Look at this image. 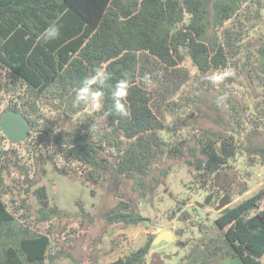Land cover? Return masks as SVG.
Returning a JSON list of instances; mask_svg holds the SVG:
<instances>
[{"label": "trees", "instance_id": "1", "mask_svg": "<svg viewBox=\"0 0 264 264\" xmlns=\"http://www.w3.org/2000/svg\"><path fill=\"white\" fill-rule=\"evenodd\" d=\"M263 8L264 0H0V93L13 92L21 101L11 100L5 110L29 118L25 141L40 146L38 158L44 164L52 162L61 174L89 185L91 193L107 184L117 192L129 180L143 196L152 194V181L160 179L155 170L166 157H189L204 183H212L236 161L246 116L232 106L230 119L222 117L217 130L199 120L206 117L204 108H211L213 98L238 89L241 76L258 80L264 89V32L258 44L249 43ZM52 22L60 25L59 38L39 41L40 32ZM188 59L195 74L186 65ZM101 64L112 74L103 89L102 109L73 108L76 89ZM225 70L234 75L217 84L207 79ZM124 73L132 77L127 117L112 107L110 87ZM146 74L150 86L144 83ZM44 99L69 119H88L70 128L54 127L42 107ZM254 108L261 117L252 121L261 123L264 96ZM168 119L172 133L166 137ZM6 143L10 141L0 129V264H45L61 255L74 260L69 251L51 253V237L24 221L28 214H16L22 208L30 211L28 202H15L10 209L5 172L9 155L16 151ZM252 149L264 155L263 145ZM33 193L39 205L37 221L66 213L51 204L45 185ZM120 199L105 211L109 223L138 224L145 219L128 200ZM263 200L264 188L224 208L210 224H197L200 236L176 264H223L230 257L242 264H263ZM155 236L109 264H147Z\"/></svg>", "mask_w": 264, "mask_h": 264}, {"label": "rangeland", "instance_id": "2", "mask_svg": "<svg viewBox=\"0 0 264 264\" xmlns=\"http://www.w3.org/2000/svg\"><path fill=\"white\" fill-rule=\"evenodd\" d=\"M261 14V23H255V29L252 28L250 32L249 43L253 45L258 44V36L261 31L264 32V8ZM186 65L193 74L196 73L191 60L188 59ZM241 79L238 89H235V85L231 87L235 89L234 93L222 94L226 96V100L221 106H217V98H213L211 108H204L206 117L199 120L201 124L207 122L217 130L223 125L222 117L227 121L230 119L232 106L246 116L245 134L240 137V140L243 138V143L236 161L230 168L215 176L209 184L204 183L198 175L194 165L188 161L189 157H166L155 170L154 174L160 179L158 182L152 181V194L143 196L140 188H135L129 180L117 192L110 190L107 184L91 193L89 185L71 175L61 174L52 162L44 164L38 158L40 146L26 141L17 145L6 143V148H14L16 151V154L9 155L10 168L5 172L6 181L11 187L10 193L5 197L10 209H14L15 202L17 206L23 200L28 202L31 210L22 208L16 214L20 218H25L24 213L28 214L24 221L51 237V253L69 251L75 258L73 260L70 256L61 255L55 261L48 260L45 264H109L127 256L145 243L149 236L165 229L172 230L175 239L153 245L147 264H152L153 259L156 264L163 261L176 264L189 252L192 239L200 236L197 224H210L217 218L220 211L216 207L223 198L226 197L228 207H233L263 189L264 155L260 152L255 154L252 148L258 144L264 146V119L258 124L252 120L261 117L255 111L254 102L264 96V89L258 80L244 76ZM0 94V113L4 112L11 100H16L19 104L21 102L13 92L3 91ZM42 107L49 114L50 120L55 122H52L54 127L70 128L78 121L84 122L88 119L81 115L69 119L62 109L54 107V102L46 99L42 102ZM171 133L172 122L168 119L164 135L168 137ZM63 164L59 162V166ZM41 185L47 187L51 204L58 205L65 214L54 215L50 220L37 221L39 205L33 192ZM210 195L212 199L206 204L205 200ZM120 198L128 200L131 207L142 213L145 219L138 224L109 223L104 216L105 211L114 207L122 200ZM187 209L189 214L185 213ZM262 259L264 264V256ZM225 262L242 264L238 258L232 257L225 259Z\"/></svg>", "mask_w": 264, "mask_h": 264}, {"label": "clouds", "instance_id": "3", "mask_svg": "<svg viewBox=\"0 0 264 264\" xmlns=\"http://www.w3.org/2000/svg\"><path fill=\"white\" fill-rule=\"evenodd\" d=\"M60 36V25L56 22L50 23L38 36V40L43 43H48L58 39ZM234 75L233 72L223 71L213 73L207 77L213 84L222 82L229 76ZM112 79V74L106 70V67L101 64L93 68L92 72L86 75L82 84L76 89L74 98L72 99V107L79 108L84 106L93 111H99L103 107L104 91L106 86H109V81ZM144 83L148 86L152 81L146 74L143 77ZM132 77L128 73H124L111 87L112 107L120 116L127 117L130 115L127 97L131 87ZM149 90L150 87H149ZM226 100V96L217 97V106H221Z\"/></svg>", "mask_w": 264, "mask_h": 264}, {"label": "water", "instance_id": "4", "mask_svg": "<svg viewBox=\"0 0 264 264\" xmlns=\"http://www.w3.org/2000/svg\"><path fill=\"white\" fill-rule=\"evenodd\" d=\"M0 129L11 143L18 144L29 137L31 122L22 112L14 109H7L0 115ZM211 199L212 195L208 196L205 203L208 204ZM228 204L225 197L220 201L216 210L221 211L228 207ZM173 239H175L174 232L165 229L156 234L152 245H158L161 241L170 242Z\"/></svg>", "mask_w": 264, "mask_h": 264}, {"label": "crops", "instance_id": "5", "mask_svg": "<svg viewBox=\"0 0 264 264\" xmlns=\"http://www.w3.org/2000/svg\"><path fill=\"white\" fill-rule=\"evenodd\" d=\"M224 264H226L225 260L223 261Z\"/></svg>", "mask_w": 264, "mask_h": 264}]
</instances>
